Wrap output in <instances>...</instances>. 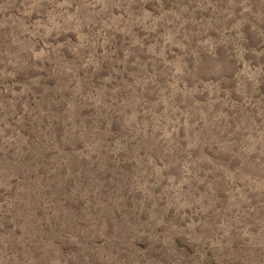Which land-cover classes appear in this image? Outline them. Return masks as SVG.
Returning <instances> with one entry per match:
<instances>
[{
    "label": "rangeland",
    "instance_id": "374dc122",
    "mask_svg": "<svg viewBox=\"0 0 264 264\" xmlns=\"http://www.w3.org/2000/svg\"><path fill=\"white\" fill-rule=\"evenodd\" d=\"M0 264H264V0H0Z\"/></svg>",
    "mask_w": 264,
    "mask_h": 264
}]
</instances>
